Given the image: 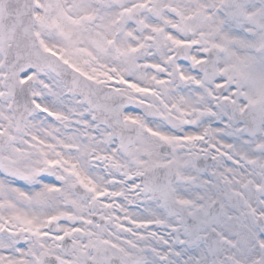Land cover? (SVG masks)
Returning a JSON list of instances; mask_svg holds the SVG:
<instances>
[{"label": "snow or ice", "instance_id": "1", "mask_svg": "<svg viewBox=\"0 0 264 264\" xmlns=\"http://www.w3.org/2000/svg\"><path fill=\"white\" fill-rule=\"evenodd\" d=\"M0 264H264V0H0Z\"/></svg>", "mask_w": 264, "mask_h": 264}]
</instances>
